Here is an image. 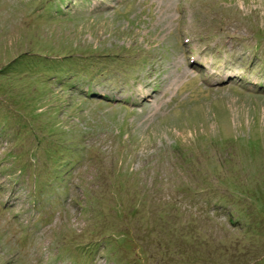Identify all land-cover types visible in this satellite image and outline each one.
I'll list each match as a JSON object with an SVG mask.
<instances>
[{
  "label": "rangeland",
  "instance_id": "rangeland-1",
  "mask_svg": "<svg viewBox=\"0 0 264 264\" xmlns=\"http://www.w3.org/2000/svg\"><path fill=\"white\" fill-rule=\"evenodd\" d=\"M257 60L264 0H0V264H264Z\"/></svg>",
  "mask_w": 264,
  "mask_h": 264
},
{
  "label": "trees",
  "instance_id": "trees-1",
  "mask_svg": "<svg viewBox=\"0 0 264 264\" xmlns=\"http://www.w3.org/2000/svg\"><path fill=\"white\" fill-rule=\"evenodd\" d=\"M96 73V71H94V74ZM90 76V75H89ZM92 76H95V75H92ZM97 78H99V77H97ZM91 83H93V81L92 80H89ZM211 183H218V180L216 181V182H211ZM263 205L261 204V203H258V205L256 206V208L255 207H252L253 209H260V207H262ZM261 217H262V220L264 221V216H263V214L262 215H260ZM251 218H253V219H256L253 215H252V213L251 214H249V216H247V219H248V221H250V219Z\"/></svg>",
  "mask_w": 264,
  "mask_h": 264
},
{
  "label": "clouds",
  "instance_id": "clouds-1",
  "mask_svg": "<svg viewBox=\"0 0 264 264\" xmlns=\"http://www.w3.org/2000/svg\"><path fill=\"white\" fill-rule=\"evenodd\" d=\"M181 45V44H180ZM186 58V57H185ZM152 86V85H151ZM155 87V86H154ZM158 90V89H157Z\"/></svg>",
  "mask_w": 264,
  "mask_h": 264
}]
</instances>
